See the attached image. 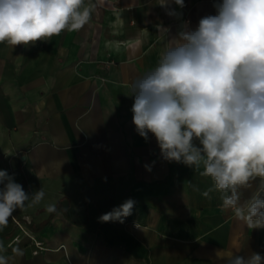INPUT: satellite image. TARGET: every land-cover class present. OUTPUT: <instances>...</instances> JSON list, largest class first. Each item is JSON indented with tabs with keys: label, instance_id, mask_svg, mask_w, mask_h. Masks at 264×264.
Returning a JSON list of instances; mask_svg holds the SVG:
<instances>
[{
	"label": "crops",
	"instance_id": "0c3cea01",
	"mask_svg": "<svg viewBox=\"0 0 264 264\" xmlns=\"http://www.w3.org/2000/svg\"><path fill=\"white\" fill-rule=\"evenodd\" d=\"M215 2L171 3L178 15L169 16L160 0H85L91 20L79 31L27 47L0 44V170L30 196L45 192L0 229L7 264H226L233 254L264 256V228L250 229L225 210L203 166L164 160L155 138L146 142L132 121L131 82L154 69L185 22L194 29L214 15ZM262 189L257 179L242 201ZM129 198L136 203L123 223L100 222ZM51 203L56 213L46 211Z\"/></svg>",
	"mask_w": 264,
	"mask_h": 264
},
{
	"label": "clouds",
	"instance_id": "9594fccd",
	"mask_svg": "<svg viewBox=\"0 0 264 264\" xmlns=\"http://www.w3.org/2000/svg\"><path fill=\"white\" fill-rule=\"evenodd\" d=\"M171 3L185 6V0H160L169 16L178 15ZM213 7L215 14L194 29L185 22L154 69L131 82L132 121L146 142L149 134L155 138L164 160L203 166L200 174L211 179L225 210L250 229L264 228V189L242 201V190L257 179L264 182V0H216ZM91 14L85 0H0V44L27 47L79 31ZM156 27L168 35V28ZM44 196L43 188L30 196L0 170V229L27 201L32 207ZM135 203L125 200L100 222L123 223ZM46 211L56 213L57 205L48 204ZM5 251L0 242V253ZM13 252L23 255L18 246ZM0 264H7L5 255ZM226 264H264V256L233 254Z\"/></svg>",
	"mask_w": 264,
	"mask_h": 264
},
{
	"label": "built area",
	"instance_id": "2783aa9c",
	"mask_svg": "<svg viewBox=\"0 0 264 264\" xmlns=\"http://www.w3.org/2000/svg\"><path fill=\"white\" fill-rule=\"evenodd\" d=\"M16 224L18 225V226H20L19 225V223H17L16 222ZM29 236V235H28ZM30 237V236H29ZM32 240H33V238L32 237H30ZM35 246L38 248V249H40L41 247H40V243L39 242H35Z\"/></svg>",
	"mask_w": 264,
	"mask_h": 264
}]
</instances>
